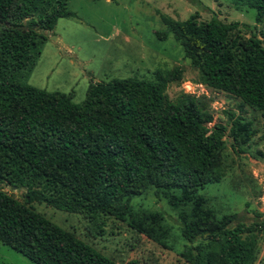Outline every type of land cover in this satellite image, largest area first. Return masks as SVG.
Returning <instances> with one entry per match:
<instances>
[{
    "label": "trees",
    "instance_id": "1",
    "mask_svg": "<svg viewBox=\"0 0 264 264\" xmlns=\"http://www.w3.org/2000/svg\"><path fill=\"white\" fill-rule=\"evenodd\" d=\"M254 10L264 39V0H240ZM66 0H0V184L23 190L18 201L0 187V242L36 264H117L35 211L30 203L79 214L89 236L100 237L108 217L164 245L155 213L134 212L133 196L152 187L177 210L187 264H253L264 236V215L251 222L230 212L216 217L199 190L217 183L224 128L195 97L164 95L178 67L156 69L149 80L89 83L84 99L20 81L35 64L42 31L73 17ZM197 82L238 98L264 118V45L254 26L197 13L183 20L160 15ZM249 28L244 38L241 29ZM229 137L245 143L249 122L229 114ZM134 264V262H127Z\"/></svg>",
    "mask_w": 264,
    "mask_h": 264
},
{
    "label": "rangeland",
    "instance_id": "2",
    "mask_svg": "<svg viewBox=\"0 0 264 264\" xmlns=\"http://www.w3.org/2000/svg\"><path fill=\"white\" fill-rule=\"evenodd\" d=\"M66 8L73 17L56 21L52 31L40 45L35 64L20 79L46 91L71 93L72 101L84 99L89 83L114 78L135 77L149 80L156 69L178 67L182 79L169 83L164 95L173 101L185 93L195 97L198 105L209 112L212 128H224V148L217 160L220 178L217 183L199 190L216 217L230 212L240 220L251 222L255 214L264 215V118L259 112L242 105L223 91L197 82V70L182 56L180 45L166 32L160 15L183 20L197 13L207 21L216 17L222 22L237 21L254 26L256 37L260 24L254 23V10L240 0H66ZM249 28L241 29L244 38ZM229 114L249 122L253 135L245 143H233L229 137ZM7 194L23 200L21 188L0 184ZM130 204L134 212L155 213L160 217L159 228L164 245L134 231L127 220L108 217L104 234L87 235L84 218L79 214L56 210L44 203L30 206L53 223L70 232L77 239L106 255L117 264H187L179 252L188 244L180 233L177 210L165 197H157L152 187L133 196ZM0 264H36L0 242ZM253 264H264V236L255 248Z\"/></svg>",
    "mask_w": 264,
    "mask_h": 264
}]
</instances>
